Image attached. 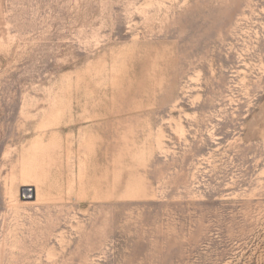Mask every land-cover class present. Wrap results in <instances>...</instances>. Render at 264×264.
Instances as JSON below:
<instances>
[{
  "label": "rangeland",
  "instance_id": "rangeland-1",
  "mask_svg": "<svg viewBox=\"0 0 264 264\" xmlns=\"http://www.w3.org/2000/svg\"><path fill=\"white\" fill-rule=\"evenodd\" d=\"M0 264H264V0H0Z\"/></svg>",
  "mask_w": 264,
  "mask_h": 264
},
{
  "label": "bare ground",
  "instance_id": "bare-ground-1",
  "mask_svg": "<svg viewBox=\"0 0 264 264\" xmlns=\"http://www.w3.org/2000/svg\"><path fill=\"white\" fill-rule=\"evenodd\" d=\"M33 190V189H32ZM23 194H22V198L25 200L27 199V196L31 195V189L30 188H23Z\"/></svg>",
  "mask_w": 264,
  "mask_h": 264
}]
</instances>
